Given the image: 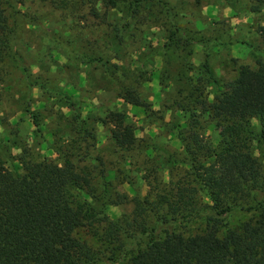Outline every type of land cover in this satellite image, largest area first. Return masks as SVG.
Instances as JSON below:
<instances>
[{"label":"trees","instance_id":"trees-1","mask_svg":"<svg viewBox=\"0 0 264 264\" xmlns=\"http://www.w3.org/2000/svg\"><path fill=\"white\" fill-rule=\"evenodd\" d=\"M256 1L264 5V0ZM12 3L19 5L17 0H0V86L14 38L5 13ZM51 3L63 9L87 8L93 18H102L109 27L103 30L108 29L111 36L108 52L116 53L114 45L122 46L126 33L137 43L144 26L165 32L158 51L162 58L159 85L169 96L162 109L172 120L163 123V116L153 113L150 103L129 85L121 84L117 96L127 105L143 109L152 123L161 121L182 148L179 153L169 152L152 139H139L125 113L109 112L112 153L121 164V183L134 189L126 169L139 149L149 165L134 170L142 173L139 180L146 192L134 190L129 198L113 188L102 158L92 166L80 167L73 161L82 157L83 150L89 155L95 141L81 119V106L73 95L33 79L14 53L29 90L37 86L57 95V101L63 102L59 108L66 109L77 126L72 129L68 122L76 138L52 148L56 159L36 158L27 147L13 156L0 141V264H264V165L252 147L254 141L264 145V61L257 60L250 67L236 65L237 59L231 58L235 77L222 82L210 65V46L225 47L231 42L214 39L210 45V38L182 23L184 15L167 0ZM13 13L15 21L20 12ZM108 14H115L118 21L106 22ZM258 35L264 52V24ZM196 46L204 49V59L197 66L192 61ZM81 55L86 64L104 67L109 78L118 68L114 65L109 72L110 59L105 56ZM121 69L125 80L130 79L129 69ZM25 113L41 131L37 116L28 108ZM252 119L257 120L259 132L251 125ZM180 124L188 129L186 134ZM0 125L4 127L1 121ZM10 146L19 149L17 142ZM159 149L161 154L151 157V151ZM127 207L141 213L116 216L111 212ZM236 214L241 220L231 227Z\"/></svg>","mask_w":264,"mask_h":264},{"label":"rangeland","instance_id":"rangeland-1","mask_svg":"<svg viewBox=\"0 0 264 264\" xmlns=\"http://www.w3.org/2000/svg\"><path fill=\"white\" fill-rule=\"evenodd\" d=\"M167 1L180 9L184 15L182 23L210 38V45L214 39L218 42H231V45L225 47L210 46V65L222 82L227 83L235 77L233 69L236 65L255 67L257 60L264 61L263 47L258 35V29L264 24V5H260L256 0ZM17 2L19 5L12 3V6H6L5 10L9 25L14 30V38H11V51L3 66V82L0 86V121L4 126L0 125L2 147L12 152L13 156H18L20 149L27 147L36 158L46 156L56 159L52 148L65 143L67 138H76L69 129H73L77 124L71 121V115L66 109L59 108L63 102L57 101V95L48 94L37 86L29 90L19 65V56L21 65L27 67L33 79L44 83L48 88H60L73 95L74 101L81 106V119L85 122V128L94 134L95 141L91 143L94 147L89 149V155H85L83 150L80 152L82 157L73 158V161L80 167L84 164L92 166L102 158L113 188L125 192L129 198L133 196L134 190L145 193L147 189L139 180L142 173L134 171L135 168L145 170L149 166L144 163L146 160H143L145 152L142 149L136 151L135 158L131 160L132 165L126 169L127 175L135 183L132 190L125 182L121 183L123 175L118 173L121 164L117 155L112 153V126L107 118L109 112L125 113L129 117V123L137 128L136 136L139 139H152L160 149L169 152L181 151V143L173 135L174 132L165 131L161 121L152 123V118L147 117L143 109L127 105L117 96L121 84L129 85L141 93L143 100L150 103L153 113L163 116V123L172 120L171 115L162 109V105L168 103L169 96L160 91L159 85L162 58L158 51L165 42V32L144 26L141 36H137V43L130 40L126 33L122 46L115 43L116 53L108 52L106 44L111 36L108 37V29H103L109 27L103 23L102 18H93L87 8L84 10L74 5L72 8L63 9L54 6L51 0ZM14 10L20 12L15 21ZM116 18L115 14H108L105 21L116 22ZM87 31L89 34L87 33L85 38ZM16 52L18 56L15 58ZM81 54L105 56L110 59L109 72L113 71L114 65L118 68L115 69L113 77L109 78V73L104 67L96 63L86 64ZM116 57L119 59H115ZM231 58L237 59L236 65L230 62ZM203 59L204 49L196 46L193 64L197 66ZM122 66L129 69L130 79L125 80L122 76ZM210 92L212 94V91ZM211 99L212 95L209 97V100ZM26 108L37 116L41 131L32 124L29 114L25 113ZM102 120L107 123L102 124ZM68 122L72 124L71 128ZM250 122L254 130L259 132L257 120L252 119ZM180 128L184 134L188 132L185 125L180 124ZM209 130H212V127H209ZM209 133L208 131L207 134ZM12 142H17L19 149L11 148ZM85 146L82 145V149ZM252 147L255 156L261 159L264 165V145L254 141ZM160 149L159 152L151 151V157L161 154ZM111 212L116 216L123 212L132 216L141 213L133 207H127L125 210L112 208ZM240 220L241 216L236 214L231 219L230 226H236ZM192 227L199 228L191 226V229Z\"/></svg>","mask_w":264,"mask_h":264}]
</instances>
